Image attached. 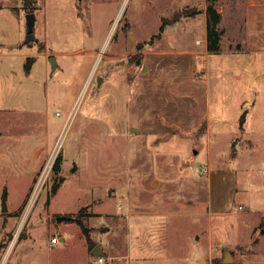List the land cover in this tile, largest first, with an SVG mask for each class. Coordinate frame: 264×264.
I'll list each match as a JSON object with an SVG mask.
<instances>
[{"label": "rangeland", "instance_id": "374dc122", "mask_svg": "<svg viewBox=\"0 0 264 264\" xmlns=\"http://www.w3.org/2000/svg\"><path fill=\"white\" fill-rule=\"evenodd\" d=\"M0 7V264H264V0Z\"/></svg>", "mask_w": 264, "mask_h": 264}, {"label": "trees", "instance_id": "16d2710c", "mask_svg": "<svg viewBox=\"0 0 264 264\" xmlns=\"http://www.w3.org/2000/svg\"><path fill=\"white\" fill-rule=\"evenodd\" d=\"M22 1V8L27 13H33L35 10L32 7L33 0H21ZM218 0H205V16H206V49L207 52L210 54H215L220 52V44L222 39L223 32L219 30V25L221 22V15L216 9V3ZM1 9V7H0ZM182 15H177L173 18L172 22L177 21ZM169 24L168 22H163V24L160 27V32H163L164 27ZM159 36H156L155 38H158ZM35 62V57H28L26 59V65H25V73L28 74L30 71V68L32 64ZM245 114H243L240 118V123L242 124L244 121ZM60 166L59 159H56L54 165H53V171L58 172ZM3 196L6 197V194L4 193ZM78 225L81 227L83 235L86 238V244L88 248L91 247V240L88 236V232L86 228L83 225V222L79 219L76 220Z\"/></svg>", "mask_w": 264, "mask_h": 264}, {"label": "water", "instance_id": "95a60500", "mask_svg": "<svg viewBox=\"0 0 264 264\" xmlns=\"http://www.w3.org/2000/svg\"><path fill=\"white\" fill-rule=\"evenodd\" d=\"M34 25H35V15L33 13H27L26 14V37L24 40L25 44L31 43V42H35V36L33 34V29H34ZM140 60H138L139 63ZM49 62L51 64V70L54 71L57 67V64L55 62V59L52 57L49 59ZM1 212L2 213H6L7 212V206H6V197L3 196L2 198V203H1ZM56 221L58 223L62 222V221H73V219L71 217H65V216H61L58 217L56 219ZM91 254L95 257V258H99V257H103V253H101L99 251V247L97 246L94 250L91 251ZM229 262V256H227V258L225 259L224 263H228Z\"/></svg>", "mask_w": 264, "mask_h": 264}, {"label": "crops", "instance_id": "0c3cea01", "mask_svg": "<svg viewBox=\"0 0 264 264\" xmlns=\"http://www.w3.org/2000/svg\"><path fill=\"white\" fill-rule=\"evenodd\" d=\"M219 14H220V12H219ZM221 15V14H220ZM205 38H206V29H205ZM29 73H30V71H29ZM26 74V73H25ZM27 76L29 75V74H26ZM209 132H208V127H207V130H206V133L204 134L205 136H206V134H208ZM209 137H210V135H209ZM208 136H207V138H209ZM252 142H254L253 143V145H254V147H256L257 148V142L255 141V140H253ZM61 241H63L62 239H61Z\"/></svg>", "mask_w": 264, "mask_h": 264}, {"label": "built area", "instance_id": "2783aa9c", "mask_svg": "<svg viewBox=\"0 0 264 264\" xmlns=\"http://www.w3.org/2000/svg\"><path fill=\"white\" fill-rule=\"evenodd\" d=\"M205 169H201L200 172H205ZM96 259V263L97 264H103L104 263V258L103 257H99V258H95Z\"/></svg>", "mask_w": 264, "mask_h": 264}]
</instances>
